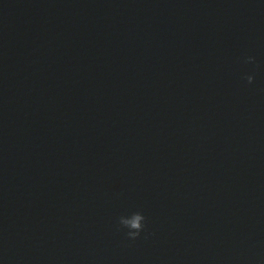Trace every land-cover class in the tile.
Wrapping results in <instances>:
<instances>
[{"label": "water", "instance_id": "obj_1", "mask_svg": "<svg viewBox=\"0 0 264 264\" xmlns=\"http://www.w3.org/2000/svg\"><path fill=\"white\" fill-rule=\"evenodd\" d=\"M0 264H264V0H0Z\"/></svg>", "mask_w": 264, "mask_h": 264}, {"label": "clouds", "instance_id": "obj_2", "mask_svg": "<svg viewBox=\"0 0 264 264\" xmlns=\"http://www.w3.org/2000/svg\"><path fill=\"white\" fill-rule=\"evenodd\" d=\"M246 62L254 63V58L248 57ZM246 79L251 84L253 83L254 77L247 76ZM145 221L146 218L141 212H134L128 217L121 216L119 218V225L128 230L126 233L128 239L136 240L140 237L141 232L145 230Z\"/></svg>", "mask_w": 264, "mask_h": 264}]
</instances>
